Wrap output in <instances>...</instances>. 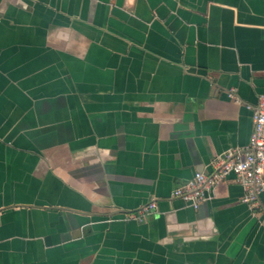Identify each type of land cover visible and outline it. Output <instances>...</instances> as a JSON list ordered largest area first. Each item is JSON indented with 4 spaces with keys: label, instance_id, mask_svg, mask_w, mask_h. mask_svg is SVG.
I'll return each instance as SVG.
<instances>
[{
    "label": "crops",
    "instance_id": "0c3cea01",
    "mask_svg": "<svg viewBox=\"0 0 264 264\" xmlns=\"http://www.w3.org/2000/svg\"><path fill=\"white\" fill-rule=\"evenodd\" d=\"M263 95L264 0H0V264H264L232 175L171 196Z\"/></svg>",
    "mask_w": 264,
    "mask_h": 264
},
{
    "label": "built area",
    "instance_id": "2783aa9c",
    "mask_svg": "<svg viewBox=\"0 0 264 264\" xmlns=\"http://www.w3.org/2000/svg\"><path fill=\"white\" fill-rule=\"evenodd\" d=\"M211 167L210 172H195L191 178L177 184L171 196L196 208L207 194L232 175L244 189L242 201L260 208L259 221L264 226V208L259 203V196L264 190V95L252 108V131L248 145L229 148L216 155L211 160ZM155 207L154 201L143 205L138 210L139 217H144Z\"/></svg>",
    "mask_w": 264,
    "mask_h": 264
}]
</instances>
